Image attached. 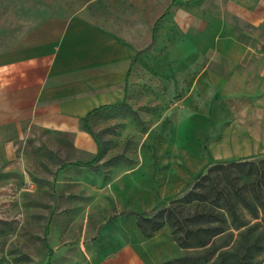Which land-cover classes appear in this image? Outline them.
<instances>
[{
	"label": "crops",
	"instance_id": "obj_1",
	"mask_svg": "<svg viewBox=\"0 0 264 264\" xmlns=\"http://www.w3.org/2000/svg\"><path fill=\"white\" fill-rule=\"evenodd\" d=\"M150 4L159 10L149 23ZM140 6L142 20L115 23L92 18L85 5L46 7L37 0V8L6 27L0 47L1 145L21 138L71 161L89 159L99 149L84 127L90 112L127 100L144 70L164 87L171 102L144 136L139 164L111 183L122 207L117 213L153 208L175 190L172 174L181 171L188 186L211 162L198 155L207 114L213 122H227L229 115L213 113L216 106L228 108L215 98L224 92L223 75L211 68L209 54L249 61L264 74V0H151ZM235 23L255 28L254 37L239 39ZM101 112L90 117L93 130ZM156 140L154 162L150 146ZM181 249L169 224L147 236L136 215L124 213L101 224L86 255L69 264H164Z\"/></svg>",
	"mask_w": 264,
	"mask_h": 264
},
{
	"label": "rangeland",
	"instance_id": "obj_2",
	"mask_svg": "<svg viewBox=\"0 0 264 264\" xmlns=\"http://www.w3.org/2000/svg\"><path fill=\"white\" fill-rule=\"evenodd\" d=\"M59 1L71 7L85 5L92 18L117 23L142 20L144 13L140 3L151 0H40V3L50 7ZM29 8H37V0H0V47L7 40L6 27L15 25ZM146 8L145 22L150 23L159 6L150 4ZM235 29L238 38L245 41L256 33L255 28L237 23ZM207 59L211 68L223 75L224 92L215 98H222L228 108L223 111L216 106L213 113L229 115V118L227 122L224 119L213 122V116L207 114V118L210 117L207 135L201 139L198 155L203 154L212 162L243 159L253 163L264 158V74L261 68L249 61L236 63L214 53ZM149 75L144 70L141 80L127 97L144 125H138L127 111H106L94 128L104 156L99 161L94 160L97 154L78 160H94L102 172L75 165L77 161L59 157L46 146L29 144L21 138H11L15 140L13 144H0V264H69L86 255L99 226L122 209L113 194L112 181L121 172L139 164L144 136L152 124L162 118L171 102L164 87ZM157 144L156 140L150 146L154 162H157ZM119 153L130 157L133 163L105 165L110 157ZM259 179L262 177L243 175L239 183L252 180L259 183ZM156 180L155 190L159 191L160 181ZM187 181L181 171L172 174L170 186L175 190L169 191L164 200L175 198L178 190L187 186ZM182 253L183 249L179 255Z\"/></svg>",
	"mask_w": 264,
	"mask_h": 264
},
{
	"label": "trees",
	"instance_id": "obj_3",
	"mask_svg": "<svg viewBox=\"0 0 264 264\" xmlns=\"http://www.w3.org/2000/svg\"><path fill=\"white\" fill-rule=\"evenodd\" d=\"M167 15L165 12L156 22L152 47L158 24ZM148 49V48H147ZM145 49V50H147ZM141 51L139 55L144 52ZM127 111L138 125L143 121L131 108L128 100L95 109L84 118V127L95 133L90 117L98 111ZM101 112V113H102ZM97 140V138H96ZM98 142L95 161L104 156ZM77 161L78 166H87L102 172L95 161ZM120 162L133 163L123 153L110 157L108 167ZM261 176L259 183L250 181L240 184L242 176ZM108 178V172H105ZM264 158L249 161L229 160L210 162L187 188L170 201H163L147 211L123 210L115 213L109 221L120 214L132 213L147 236L163 225L169 224L175 240L183 249L181 256L164 264H262L264 261ZM263 185V186H262Z\"/></svg>",
	"mask_w": 264,
	"mask_h": 264
}]
</instances>
